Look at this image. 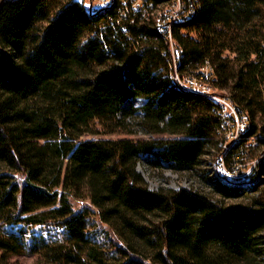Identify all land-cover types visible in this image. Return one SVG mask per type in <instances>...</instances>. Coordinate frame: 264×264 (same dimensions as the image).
Returning <instances> with one entry per match:
<instances>
[{
	"label": "trees",
	"instance_id": "16d2710c",
	"mask_svg": "<svg viewBox=\"0 0 264 264\" xmlns=\"http://www.w3.org/2000/svg\"><path fill=\"white\" fill-rule=\"evenodd\" d=\"M198 1L172 28L178 73L207 61L212 90L245 115L249 150L261 152L264 0ZM127 31L72 0H0V264L24 254L43 264H264V158L252 187L215 174L207 194L151 191L137 171L147 155L196 170L219 153L220 118L213 101L172 82L152 27ZM134 100L143 104L123 112ZM135 112L157 138L83 139ZM247 194L257 197L223 203Z\"/></svg>",
	"mask_w": 264,
	"mask_h": 264
},
{
	"label": "built area",
	"instance_id": "2783aa9c",
	"mask_svg": "<svg viewBox=\"0 0 264 264\" xmlns=\"http://www.w3.org/2000/svg\"><path fill=\"white\" fill-rule=\"evenodd\" d=\"M82 5L91 16L104 19L112 24L115 23L121 33L127 35V25L136 23L146 24L152 27L165 41L167 51L162 53L169 67V77L172 82L182 90L196 95H201L213 101L218 107L217 114L220 121L217 135L220 138L218 144L219 153L214 163V169L220 179L227 183L246 184L250 182L257 165L264 156L256 163L252 173L241 172L242 160L257 146L254 137L248 135L249 125L245 115L233 106L227 98L216 96L212 91L214 79L213 69L206 61L202 67L186 75H179L178 50L172 39V28L177 23L192 19L199 9L198 0H72ZM131 42L133 38L128 37ZM108 51H111L108 49ZM253 139L252 143H248ZM230 141V145L227 141ZM247 145V147H246ZM239 149L238 156L232 153ZM241 155V158L239 157ZM258 160V158L256 159ZM232 161L231 165L227 162Z\"/></svg>",
	"mask_w": 264,
	"mask_h": 264
},
{
	"label": "rangeland",
	"instance_id": "374dc122",
	"mask_svg": "<svg viewBox=\"0 0 264 264\" xmlns=\"http://www.w3.org/2000/svg\"><path fill=\"white\" fill-rule=\"evenodd\" d=\"M213 93L215 94V91H213ZM215 95L220 96L217 94ZM129 104L132 105L131 107L132 109H137L138 107L141 106V104H143V101L134 100L132 102H129L128 104H125L122 107L123 112H126L131 109L129 107ZM139 119H140V113L135 112V115H133L131 118L125 119L122 125H120L119 127L113 130L102 128L97 124L96 131L99 134H95L94 136H84L83 139H105V140L127 139L132 141H143V140L146 141L157 138L156 136H152L145 132V130L139 124ZM262 121L264 122V119L261 117L259 122ZM252 142L253 139L248 141L247 144ZM227 144L230 145L229 140L227 141ZM210 154L211 155L209 157L206 156L202 158L196 170L185 173L172 172L162 163L161 160H159L155 156L147 155L140 158L139 164L137 166V171L143 176L149 190L151 191H157L162 188L177 191L179 189L184 188V189L197 191L203 194H207L209 193L210 190L208 186H206L204 181L209 180L216 174L214 169V163H215L214 160L216 159V156H218L217 154H215V152L213 153V151H211ZM261 156H264V150L261 152L254 151L247 154L241 162L242 163L241 172L245 174L252 173V171H254V167L256 163L259 162ZM257 158L258 160H256ZM156 164L161 167L155 166ZM256 178H257V173L255 169V173L250 179V182L246 184L241 183V185L244 186V189H248L252 187V181ZM261 189L264 190V187ZM255 195L247 194L246 197H242L239 200L225 201L223 203L225 205L240 204V203L246 204L249 202V199H251L252 197H257ZM82 204L88 205V202H79V204L77 205L79 206ZM7 262L9 264H43L40 257L35 255H28V254L11 256L8 258Z\"/></svg>",
	"mask_w": 264,
	"mask_h": 264
}]
</instances>
